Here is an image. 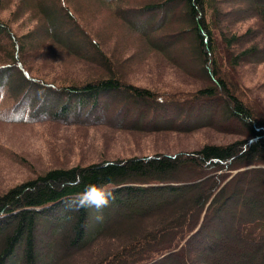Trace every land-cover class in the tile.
Listing matches in <instances>:
<instances>
[{
  "label": "trees",
  "instance_id": "obj_1",
  "mask_svg": "<svg viewBox=\"0 0 264 264\" xmlns=\"http://www.w3.org/2000/svg\"><path fill=\"white\" fill-rule=\"evenodd\" d=\"M218 1L159 0L145 4L141 10L118 8L120 18L132 21V29L142 34L154 51L178 64L174 54L179 55L186 69L189 64L198 67L195 72L204 85L196 95L184 100L127 84L101 47L75 25L67 8L54 3L41 6L47 35L70 53L103 67L107 75L62 87L47 83L17 65L19 51L27 49L34 38L30 42L17 39L0 20V40L12 41L13 51L9 50L8 56L14 58L0 65V121L33 123L72 119L75 124L90 123L92 127L104 124L111 129L133 132H191L217 124L227 127L229 123L235 128L227 127V131L234 135L242 133L241 140L226 145L207 144L198 151L175 157L160 155L53 167L9 188L0 193V264H40L39 221L47 216L57 219L59 215L58 226L52 229L48 226L51 233L47 234L44 246L47 248L44 264H68L75 250H86L105 236L118 210H125L130 219L143 222L154 209L161 208L164 192L173 195V200L177 195H190L187 204L172 213L173 220L170 212L162 219L164 224L179 225L190 208L199 209V214L184 224L173 240L158 231L153 235L144 229L137 235L141 243L95 264H108L113 258L118 263L125 256L130 258L128 264H180L198 260L202 264H264V200L263 211L255 213L257 205L247 202L250 189H246L248 184H256L259 177L264 181V111L248 103L240 77L234 75L240 64L264 62V0L229 1L234 6L230 10L235 9L245 19L255 18L253 30L249 26L245 35L233 28L222 29L221 20L229 13L222 10ZM151 13L153 16L145 17ZM171 23H175L174 32L167 34ZM189 72L196 74L193 70ZM103 96L102 104L99 99ZM6 97L12 103L5 105ZM111 98L124 100L113 116ZM88 105L90 109L86 111ZM166 109L174 112L168 113ZM190 109L202 115L197 126L191 123L187 127V120L193 116ZM160 119L163 123L173 122L169 127H161ZM185 173L189 176L178 177ZM241 180L248 182L246 187ZM100 183L115 193V200L101 213L95 209L79 212L66 209L69 198L81 194L87 185ZM240 196L246 197V202ZM230 209L227 227L224 214ZM97 215L103 218L98 220ZM156 236L153 253L136 263L138 252L153 243ZM191 248L196 251L188 254ZM61 252L65 254L62 260ZM250 252L253 257L249 259Z\"/></svg>",
  "mask_w": 264,
  "mask_h": 264
},
{
  "label": "rangeland",
  "instance_id": "obj_2",
  "mask_svg": "<svg viewBox=\"0 0 264 264\" xmlns=\"http://www.w3.org/2000/svg\"><path fill=\"white\" fill-rule=\"evenodd\" d=\"M156 1L159 0H114L112 3L103 0H0V20L9 26L11 35L17 39H29L30 42V38H34L27 49L19 51L16 57V61H19L17 65L20 66V70L22 68L25 73L47 83L62 87L67 83H81L89 78L107 75L103 67L70 53L64 46L56 44L47 35V25L42 7L54 3L67 8L75 25L101 47V51L108 55L115 63L116 69L123 74V80L127 84L151 90L156 94L162 93L171 98L184 100V98L196 95V91L204 85L199 73L195 72L198 67L189 64L186 69L177 54H174V60H178L179 64L169 62V59L162 53L154 51L148 46L146 38H143L142 34L132 29V21L129 23L128 20L120 18L117 14L119 7L122 11L130 8L141 10L145 4ZM229 1H218L222 10L226 14L229 13L226 18L221 20L222 29L233 28L234 31L240 30L239 33L245 35L247 29L249 30L248 27L252 28L251 25L254 24L255 18L245 19L241 13H235V9L230 10L234 6L229 5ZM153 14H147L145 17L153 16ZM158 14L161 15V13ZM140 18V20L145 19L144 17ZM241 19L242 21H239ZM174 24L171 23V27L166 29L167 34L174 32L172 31ZM151 35L152 32L149 30V36L151 37ZM11 43L10 39L0 40V65L13 61L14 58L8 56V51H13ZM164 43L160 42L159 44ZM243 46L247 47L246 44ZM96 60L98 61V59ZM189 70H193L196 74L190 73ZM234 75L240 77L248 103L263 112L264 62L240 64L235 69ZM104 97L99 99L102 104ZM111 99L113 106L110 110L113 116L122 108L121 103L124 100L122 98ZM4 103L8 105L12 103V100L6 97ZM89 109L90 105L87 106L86 111ZM166 110L171 114L174 112L171 109ZM86 111L81 114L85 115ZM194 111V109H190L193 116L187 120V127H191V123L197 126L201 122L199 117L202 115ZM91 119L94 120V118ZM58 121L33 123L0 121V193L53 167L87 166L104 161L153 158L160 155L175 157L198 151L207 144L226 145L242 138V133L234 135L233 132L225 129L227 127L235 128L233 125L229 126V123L227 127L217 124L191 132H133L124 129H111L104 124L98 127H92L89 125L90 123L87 125L75 124L72 119L64 122ZM165 122L163 123L160 119L158 125L169 127L173 121L165 120ZM184 176H189V173L178 177ZM166 178L168 177H162L163 180ZM247 183L244 180L241 184L246 187ZM263 187L262 177L257 179L256 184L251 183L246 187V189H250V198L247 202L257 205L254 211L257 214L263 211ZM172 198L173 195L164 192L161 208L154 209L143 222L142 219L136 221L130 219L124 209H122L124 211L118 210L108 226L105 236L86 250H75L73 254H70L71 259L68 264H95L108 256L112 257L113 254L122 252L128 246L141 243V238H137V235L144 229L153 235L158 231L161 236L173 240L178 231L184 229L186 223L199 214V209L195 211L190 208L185 211L184 216H180L183 222L179 225L164 224L162 219L170 212V220H173L172 213H177L185 206L190 195L184 197L177 195L174 200ZM245 198L239 197L240 200L244 199L246 202L247 198ZM230 215L231 209L224 214L227 227L230 224ZM58 217L60 218L61 215ZM59 218L47 216L39 221L37 233L39 234L40 264H44L46 261L47 248L44 246L47 234L51 233L50 229L58 226L57 222L61 220ZM71 222L70 220V225ZM48 226L51 228L49 229ZM67 231L68 229L65 233ZM110 233L114 234L110 235ZM156 240L157 236L151 241L153 243L150 242L149 246L146 245L145 249L138 252L137 257H139L135 261L136 263L143 262L144 257L155 250ZM19 251L18 249L16 253L18 254ZM192 251L195 252L196 249L191 248L188 254H192ZM64 257L65 254L61 252V260ZM252 257L251 252L248 253V258ZM113 259L108 264H128L130 258L122 257L118 263ZM180 264L202 263L198 260V262L186 261Z\"/></svg>",
  "mask_w": 264,
  "mask_h": 264
},
{
  "label": "clouds",
  "instance_id": "obj_3",
  "mask_svg": "<svg viewBox=\"0 0 264 264\" xmlns=\"http://www.w3.org/2000/svg\"><path fill=\"white\" fill-rule=\"evenodd\" d=\"M98 194V195H96ZM115 200V193L108 189L103 183L90 184L85 187L81 194L69 198L65 202L66 209L70 212H79L80 210L95 209L97 213H101ZM98 220L102 219V215H97Z\"/></svg>",
  "mask_w": 264,
  "mask_h": 264
},
{
  "label": "bare ground",
  "instance_id": "obj_4",
  "mask_svg": "<svg viewBox=\"0 0 264 264\" xmlns=\"http://www.w3.org/2000/svg\"><path fill=\"white\" fill-rule=\"evenodd\" d=\"M191 256V255H190ZM155 257V256H154ZM190 258V257H189ZM191 261V260H190Z\"/></svg>",
  "mask_w": 264,
  "mask_h": 264
},
{
  "label": "snow or ice",
  "instance_id": "obj_5",
  "mask_svg": "<svg viewBox=\"0 0 264 264\" xmlns=\"http://www.w3.org/2000/svg\"><path fill=\"white\" fill-rule=\"evenodd\" d=\"M96 195H98V194H96Z\"/></svg>",
  "mask_w": 264,
  "mask_h": 264
}]
</instances>
